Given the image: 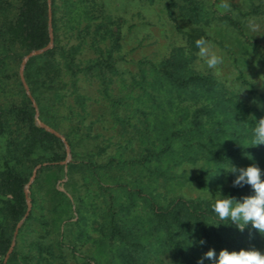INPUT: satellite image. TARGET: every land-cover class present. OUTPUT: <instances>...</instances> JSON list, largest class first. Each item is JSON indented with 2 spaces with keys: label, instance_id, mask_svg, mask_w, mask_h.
Listing matches in <instances>:
<instances>
[{
  "label": "trees",
  "instance_id": "trees-1",
  "mask_svg": "<svg viewBox=\"0 0 264 264\" xmlns=\"http://www.w3.org/2000/svg\"><path fill=\"white\" fill-rule=\"evenodd\" d=\"M94 1L0 0V137H6V154L0 171V255L11 244L8 227L14 229L25 217V186L34 167L41 163L48 165L41 168L32 184L33 203L36 201L34 197L46 190L48 205L55 211L66 206L72 211L74 208L78 213V223L86 206L94 205L85 204L84 196L80 194L82 188L85 196L98 193L109 198L108 204L100 203L104 220L99 223V229L103 234L102 240L113 244L115 256L126 263L137 260L136 255L146 250L148 229L151 235L157 233L164 237L163 244L178 264H197L198 257L209 249H214L218 256L222 249L239 251L245 249L247 243L251 247H264V235L252 229L251 225L240 232L230 221H220L211 207L215 201L182 197L167 200L154 189L157 177L163 181L175 178L169 172L171 165H159L175 155L177 144L181 145L178 153H182L177 163L194 161L201 156L219 166H235L237 169V163L244 158L252 155L262 157L261 145L253 146L252 142L242 144L239 135L233 132L232 136L238 140L234 146L223 151L214 148L211 143L224 131L222 126L199 130L202 124L196 120L197 116L187 128L167 125L156 136L142 127L140 121L135 122L140 114H155L158 82L187 94L192 100L199 97L190 95L199 93L212 96L218 103L221 101L220 106L227 100L213 77L199 74L189 67L194 59L193 53L197 51L195 41L201 37L211 38L202 28H181L174 11H184L191 21L197 23L199 10L195 0H165L166 13L189 45L190 54L175 53L159 64L138 61L136 65L141 79L145 84L148 82L147 85L143 86L133 78L131 84L126 85L129 92L117 96L112 83L118 74L119 60L113 57L114 46L109 45L105 49L97 46L99 39L104 38L109 30L106 19L95 16L92 10ZM78 2L81 3L78 5ZM49 12L53 47L30 58L23 71L34 106L23 86L20 69L26 55L49 44ZM222 20L248 41L242 23L231 15H223ZM93 46L98 48L99 56L82 62L78 57L81 51ZM147 78L151 80L147 81ZM239 79L248 85L241 75ZM134 84L143 92L135 99L136 105L127 101L134 99ZM95 99L100 102L102 112H92ZM200 111L208 115L211 108L203 107L197 112ZM37 114L44 125L64 136L70 148L69 159L65 143L38 124ZM107 123L112 124V129L105 126ZM145 123H148L146 119ZM91 142H95L92 151H80ZM259 165L264 173L262 163ZM142 172L145 173L143 176ZM234 179L235 174L231 172L219 177L220 182L229 184L220 195L241 200L253 194L248 185L233 187ZM79 180L82 182L80 186ZM190 180L204 186V181L198 177ZM117 191H120L118 195L122 194L121 198L130 201L129 204H118L121 207L119 211ZM136 199L142 204L143 223H130L120 216V212L136 207ZM34 218L31 211L24 225ZM47 223L43 224L46 226ZM58 232L60 240L56 244L50 242L47 248L54 244L59 249L64 247V232L61 229ZM201 240L205 243L200 244ZM37 243L44 247L42 242ZM69 245L66 247L74 251L75 246ZM49 254L52 255V249H49ZM26 262V257L21 258L14 251L7 264H28ZM204 262L210 261L205 259ZM87 264L98 262L94 260Z\"/></svg>",
  "mask_w": 264,
  "mask_h": 264
},
{
  "label": "rangeland",
  "instance_id": "rangeland-1",
  "mask_svg": "<svg viewBox=\"0 0 264 264\" xmlns=\"http://www.w3.org/2000/svg\"><path fill=\"white\" fill-rule=\"evenodd\" d=\"M195 2L199 10L198 20L195 18L197 23L191 21L192 19L187 17L188 15L183 10L181 13L179 9L174 11L177 23L184 29H204L211 38L208 41L213 46V50L223 57V64L217 70L209 69L198 57L197 49L193 53L194 59L189 63V67L199 74L213 77L220 84L219 88L221 87L227 100L220 106L221 101L218 103L211 98V95V97L209 95L206 97L207 95L201 93L190 95L199 97L192 100L187 94L180 93L169 85L158 82L155 114L146 116L140 114L135 122L140 121L142 127L148 131L151 130L150 134L156 136L167 125L187 128L190 126V121L192 122L197 116L195 119L202 124L198 127L199 130L209 129L208 126L215 129L222 126L224 131L219 133L215 142L211 143L214 148L223 151L234 146L238 140L232 136L233 132L239 135L242 144H251L254 139V127L259 119L264 117V0H226L230 5L228 9L218 7L223 0H195ZM80 3L78 2V5ZM92 10L98 18L106 19L109 30L105 33L104 38L99 39L97 46L103 49L111 45L114 46L113 57L119 60L117 62L118 74L113 77L112 83L115 96L126 95L129 92L126 85H130L133 78L143 86L147 85L148 82L145 84V80L141 79L139 67L136 65L138 61H151L159 64L169 59L173 54L181 55L186 49H189L186 40L177 32L175 23L166 13L165 0H95ZM187 13L189 14V12ZM223 15H231L243 24L248 41H245L236 29L222 20ZM250 23L258 25V30L252 31ZM98 56V48L93 46L81 51L78 57L82 62H87L95 60ZM240 75L248 85L239 79ZM146 76L148 77V74ZM148 80L151 79L147 78ZM251 88L253 92H251ZM147 90L151 91L150 88ZM132 94L134 99H127V101L136 105L135 99L142 96L143 92L140 91L138 85L134 84V93ZM99 103L98 101L93 103L92 112H102ZM203 107H210L211 112L208 115L204 111L197 112ZM36 117L39 120L38 114ZM145 119L148 123H145ZM105 126L112 129L111 123H107ZM61 136L64 138L63 135ZM94 146L95 142L87 143L80 151H92ZM176 146L178 151H175V155L168 157L166 162L159 165H171L169 172L174 174L175 178L163 181V178L157 177V181L154 183L156 193H160L167 200L182 197L188 200L215 201L229 185L227 181L220 182L219 177L229 172L230 168L219 166L213 160L201 156L194 161L177 163L182 153H178L181 145L177 144ZM260 149H262V157L252 155L244 158L237 163L238 169L246 168L252 164L260 166V162L264 168V145H261ZM5 154L6 137L2 136L0 137V171ZM67 154L69 159V146ZM176 163L177 165H175ZM37 166L32 170V174ZM143 174L145 173L142 172L141 175L143 176ZM36 177L29 184L30 177L25 186V189L28 188L30 207L26 200L27 212L24 219L14 229L10 227L7 229V234L11 237L10 247L13 242L14 246L9 254L10 247L3 255H0L2 264L8 263L14 251H17L21 258L26 257L28 264H87L94 260L98 264H178L163 244L164 237L157 233L151 235L149 229L146 234V250L136 255L137 260L130 263L124 262L123 259L115 256L113 244L102 240L103 234L99 229V223L104 220L101 218L104 214L101 213L100 203L108 204L109 198L106 199L98 193L92 194L90 197L85 196L82 188L80 194L84 196L85 204L94 205L86 206L87 209L82 211L84 214L80 216V222L77 223L78 213L74 208L72 211L66 206L55 211L50 204L48 205L46 190L34 197L36 201L33 203L31 188ZM76 177L79 178V176ZM196 177L200 181H204V186L190 180ZM78 184L79 186L82 184L81 180ZM118 194L120 191L115 193L116 197L120 196L116 200L119 211L121 207L118 204L122 202L129 204L130 201L128 198H121L122 194ZM136 202V207H131L130 211L120 212V216L129 220L130 223L138 221L143 223L145 221L141 219L142 204L139 199H136ZM31 211L35 218L24 225L25 219ZM44 222H48L46 226L43 224ZM21 228L22 232H20ZM60 229L65 235V245L61 249L55 245L57 240H60L58 232ZM37 242H42L44 247L39 246ZM50 242L55 244L52 248H47L46 245ZM69 244L75 246L74 251L70 247H66L70 246ZM251 248L264 252V247H251L247 243L245 250ZM49 249H52V255L49 254ZM200 258L198 257V259ZM204 264H211V262H204Z\"/></svg>",
  "mask_w": 264,
  "mask_h": 264
},
{
  "label": "clouds",
  "instance_id": "clouds-1",
  "mask_svg": "<svg viewBox=\"0 0 264 264\" xmlns=\"http://www.w3.org/2000/svg\"><path fill=\"white\" fill-rule=\"evenodd\" d=\"M218 7L228 9L230 5L226 0H223ZM258 27V25L250 23L252 31H257ZM195 44L198 49V57L204 61L209 69L217 70L223 64V57L213 50L211 43L204 37L197 39ZM189 54L190 51L186 49L185 55ZM252 144L253 146L264 145V117L260 118L254 127ZM229 172L235 174V179L232 182L233 187L248 185L253 194L244 196L241 200L220 195L222 198H217L211 205L213 212L220 221H230L240 232L251 225L252 229L264 235V178H262L264 173L257 164L239 169L231 166ZM204 243V240L200 241V244ZM205 259L209 260L211 264H264V252L255 248L231 252L222 249L217 256L214 249H209L197 261V264H204Z\"/></svg>",
  "mask_w": 264,
  "mask_h": 264
},
{
  "label": "water",
  "instance_id": "water-1",
  "mask_svg": "<svg viewBox=\"0 0 264 264\" xmlns=\"http://www.w3.org/2000/svg\"><path fill=\"white\" fill-rule=\"evenodd\" d=\"M49 39H50L49 44H48L45 48L40 49V50L32 51V52H30L28 55H26V56L24 57V59H23V61H22L21 69H20V77H21V80H22L23 86L25 87V90H26V92H27L29 98H30L31 101L33 102V104H34V101H33V98H32V96H31V94H30L29 88H28V86H27V84H26V82H25L24 75H23V71H24L25 64L27 63V61H28L30 58H32V57H34V56L41 55V54H43L44 52H46L48 49H51V48L53 47V41H54V38H53V31H52V27H51V13H50V12H49ZM34 106H35V104H34ZM38 124H39L41 127L45 128L47 131H49V132L55 134L57 137L61 138L62 141L65 142L64 138H63L58 132H56V131L52 130L51 128L47 127L46 125H44V124H43L42 122H40L39 120H38ZM65 144H66V142H65ZM66 146H67V144H66ZM67 151H68V146H67ZM46 165H48V164H47V163L40 164V165H38V166L35 168V170L33 171L32 176H31V179H30L29 184H30V183L34 180V178L36 177V174H37L38 170L41 169L42 167L46 166ZM25 194H26V200H27L28 207H30V200H29V197H28V188L25 189ZM18 228H19V225L17 226V229H18ZM13 246H14V242L12 243V245H11V247H10V250H9L8 254L12 251Z\"/></svg>",
  "mask_w": 264,
  "mask_h": 264
}]
</instances>
